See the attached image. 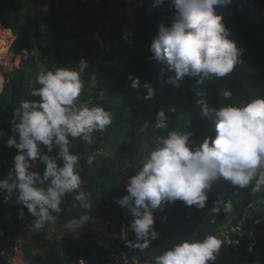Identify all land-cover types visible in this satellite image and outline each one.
<instances>
[{
  "label": "trees",
  "instance_id": "1",
  "mask_svg": "<svg viewBox=\"0 0 264 264\" xmlns=\"http://www.w3.org/2000/svg\"><path fill=\"white\" fill-rule=\"evenodd\" d=\"M52 1L39 0L38 6L30 9L36 0H0V25L16 37L15 41L8 31V45L1 53L7 57L13 45L11 53L14 58L24 52L36 54V57H31L32 65L15 69L6 77L4 90L0 93V132L14 135L13 113L20 102L39 99L30 93L41 87L36 76L42 66L53 71L58 66L77 70L81 59L86 60L89 67L81 74L85 87L78 103L101 106L112 113L113 119L103 132L92 134V144L81 138H70L71 152L80 156L76 170L83 183L79 191L88 194L91 207L83 208L75 199L77 193L66 194L60 211L51 213L55 221L45 223L42 235L25 234L30 237V249L25 251L26 264H78L80 258L93 264L105 261L125 264L121 255L105 260L108 251L97 242L67 232L66 225L72 220L94 217L125 225L126 219L120 215L123 208L116 201L127 195L125 186L128 179L142 166L157 137L174 130L190 132V147L199 146L207 137L214 138V114L202 115L200 99L206 100L209 108L264 99V0H231L230 4L215 8L230 33L228 38L242 50L231 74L221 79L205 80L203 84H198L197 78L185 77L176 85L167 82L174 73L167 72L165 65L150 59V45L158 35L159 25L170 26L175 17L172 0H164L158 7H153L154 0H132L129 5L121 6V12L110 28L102 18V11L107 10L105 0H72L71 8L64 10L61 17L41 11ZM61 1L58 0L59 3ZM33 10L36 14L30 18L29 12ZM129 33L128 39L122 38ZM97 34L112 49L111 53L88 54L85 39H92ZM89 45L93 46L94 42L91 40ZM36 60L42 66L38 67L34 63ZM11 68V64L0 67L6 70L4 72ZM129 77L139 78L138 89L131 87ZM145 83L155 91L150 100L144 99L147 94ZM223 89L232 92L230 99L220 96ZM160 110L168 118L166 129L155 127ZM54 149L58 152L57 148ZM16 154L15 148H9L6 142L0 141V179L8 174ZM90 155L95 156L91 165L87 163ZM37 162L42 175L45 166ZM253 184L239 188L220 178L207 193L208 200L203 209L188 207L182 201L165 204L164 211L154 213V227L159 238L147 247H143L144 242L136 237L128 239L124 248L126 255L131 262L138 260L140 264H155L157 256L183 240H202L208 235L219 238L222 225L228 223L232 212L231 224H235L247 210V229L256 232L259 227L255 223L264 220V190L253 192ZM10 195L0 191V227L6 231L8 239L23 230V227L16 229L9 222L15 212ZM218 200L230 201L231 211L223 212L221 205L219 213L212 212ZM24 210L27 214V209ZM258 238L260 249L254 255H241L240 264H255L258 254V264H264V232ZM41 244L48 250L40 248Z\"/></svg>",
  "mask_w": 264,
  "mask_h": 264
},
{
  "label": "clouds",
  "instance_id": "2",
  "mask_svg": "<svg viewBox=\"0 0 264 264\" xmlns=\"http://www.w3.org/2000/svg\"><path fill=\"white\" fill-rule=\"evenodd\" d=\"M163 3L164 0H154L153 7ZM172 3L176 10L173 21L170 26L159 25L158 35L150 45V59L174 73L167 82L176 85L189 77L203 84L205 80L231 74L242 50L228 38L230 33L223 17L215 12L216 6L228 5L231 0H172ZM129 35L122 38L128 39ZM88 67L84 59L77 70L58 66L53 71L42 66L36 76L41 87L30 93L39 99L21 101L13 113L14 135L7 138L6 146L15 148L17 154L8 174L0 179V190L15 194L22 206L20 214L26 208L34 217L36 229L55 221L51 213L60 211L62 198L68 193H77L75 199L83 208L91 207L88 194L79 191L83 183L76 170L80 156L71 152L70 138L94 143L92 134L103 132L111 125L113 116L101 106L78 103L85 87L81 74ZM129 79L133 89L140 87L138 77ZM144 88L147 90L144 99H152L154 89L147 83ZM220 96L228 100L232 92L223 89ZM198 103L202 115L214 114V138L207 137L199 146L190 147V132L174 130L157 137L142 166L128 179L127 195L116 201L128 210L132 217L128 229L138 241L144 242L143 247L159 238L154 227L155 211L176 201L203 209L207 193L220 178L239 188H247L254 181L253 192L264 190V99L213 108L204 99ZM167 120L160 110L155 127L166 129ZM43 148L47 153L54 148L58 152L49 155ZM94 160L95 156L90 155L87 163L91 165ZM37 161L45 166L42 175L32 170ZM221 205L223 212L231 211L230 201L218 200L212 212L219 213ZM121 234L126 238L127 229L122 228ZM221 245L222 241L213 235L202 240H183L157 256L155 264H210ZM78 264L86 261L80 260Z\"/></svg>",
  "mask_w": 264,
  "mask_h": 264
},
{
  "label": "built area",
  "instance_id": "3",
  "mask_svg": "<svg viewBox=\"0 0 264 264\" xmlns=\"http://www.w3.org/2000/svg\"><path fill=\"white\" fill-rule=\"evenodd\" d=\"M9 31V30H8ZM8 31L0 25V67L11 64L12 58L10 52L12 46H10L7 57H5L1 51L4 46L8 45ZM43 151L49 155H56V150L53 149L51 153H47V149L43 148ZM165 205H163L164 211ZM121 217L126 219V224H114L111 221L104 222L100 218H94L91 221L85 222V219H76L69 222L65 230L77 237H83L91 231L97 236L92 239L93 242H97L105 251H108L106 259L111 257L122 256L125 264H140L138 260L131 262L125 253V245L128 239L136 237L135 233L128 229L132 217L128 213L126 208L121 210ZM248 211L246 210L243 216L236 221L235 224H229L225 229L222 228V232L219 234V239L222 241L221 248L216 253V259L210 264H240V257L243 254L254 255L258 249L259 235L264 232V220L255 223V226L259 227L257 231H251L247 229ZM34 217L27 213L23 230L20 235H16L11 239H8L6 231L0 227V264H26L25 247L26 242L23 237L27 233H36L39 229L34 226ZM122 228L127 229L126 238L122 237ZM104 240L101 241L100 239ZM80 260L86 261V264H93L85 258ZM78 261V262H79ZM97 264H111L108 261L97 262Z\"/></svg>",
  "mask_w": 264,
  "mask_h": 264
},
{
  "label": "rangeland",
  "instance_id": "4",
  "mask_svg": "<svg viewBox=\"0 0 264 264\" xmlns=\"http://www.w3.org/2000/svg\"><path fill=\"white\" fill-rule=\"evenodd\" d=\"M38 1L39 0H36V3H32L30 6V9L37 7ZM105 1H106L107 10L102 11V18L108 24V28H110L113 26L114 21L116 20L118 14L121 12V6L129 5L130 3H132V0H105ZM61 2L62 3H59L58 0H53L52 2H49L45 6H43L41 8V11L46 15H54V16L61 17L62 12L64 10L71 8L72 0H62ZM35 14H36L35 10L30 11L29 17L34 18ZM85 40L88 43V45L86 46V51L88 52V54H92V53L108 54V53L112 52V49L106 44L105 40L103 38H101V36L98 34L95 35L92 39L87 38ZM91 40L94 42L93 46L89 45ZM11 57H12V63H11L12 68L7 73H12L15 69H20V68H24L28 65H32L33 62H32L31 57H36V54L34 53V54L30 55L29 53L24 52L21 56H19L17 58H14L13 54H11ZM18 60H19V62H18ZM34 63H36V65L38 67L42 66V64L38 60H36V62H34ZM4 71H6V70L0 69V75L6 73ZM19 209H21V208H19ZM16 210H18V208ZM233 218H234V213L232 212L230 215V219H229L228 223H225L224 225L227 227L231 223ZM90 219H92V218H89V220ZM10 221H11L10 222L11 225L13 223L14 225H16L18 227L17 229H22V227H24L25 221H24L22 215L20 214V212L18 215H16ZM224 225H222V227ZM45 228H46V226L44 224V226L42 228H40L38 230V232H36V234L42 235L45 231ZM21 232H20V234H21ZM87 232L88 233L86 235H84L83 238L87 239L88 241L93 242L94 240H92V239H94V238L96 239L97 236L95 234H93L91 231H87ZM23 239L26 242L25 249L29 248V240H30L29 235L28 236L24 235ZM100 240L103 241L104 239L101 238ZM31 248L33 249V244L31 246ZM40 248L48 250V248L44 244H41ZM96 260H97V258H96Z\"/></svg>",
  "mask_w": 264,
  "mask_h": 264
},
{
  "label": "crops",
  "instance_id": "5",
  "mask_svg": "<svg viewBox=\"0 0 264 264\" xmlns=\"http://www.w3.org/2000/svg\"><path fill=\"white\" fill-rule=\"evenodd\" d=\"M8 31V30H7ZM9 32H11V31H9ZM11 34H12V37L16 40V37H14V35H13V33L11 32ZM11 53V52H10ZM12 54V53H11ZM11 54H10V57H11ZM12 58V57H11ZM8 72V71H7ZM4 73L3 75H2V78H3V82H2V85L0 86V93L1 92H3V90H4V87H5V83H6V77L8 76V74H10V73ZM14 72V71H13ZM12 72V73H13ZM1 115V114H0ZM0 133H2L3 135L2 136H0V141H2V142H6V140H7V138L8 137H10L11 135H9L7 132H5V131H1ZM33 171H37V172H39V163L38 162H35L34 163V165H33V169H32ZM1 191V190H0ZM10 201H11V203L15 206V212H14V214L10 217V219H9V222H11L10 220H12L16 215H18L19 214V212H20V209L19 208H21V206L18 204V201L16 200V198H15V194H12L11 193V195H10ZM18 208V210H16ZM22 217H23V219H24V221H25V218H26V212H25V210L23 209V215H22ZM94 218H99V217H94ZM93 218V219H94ZM92 219H90V221H91ZM12 226L14 227L15 226V228L17 229L18 227L16 226V225H14L13 223H12ZM222 228H226V226L224 225ZM18 235V234H17Z\"/></svg>",
  "mask_w": 264,
  "mask_h": 264
},
{
  "label": "water",
  "instance_id": "6",
  "mask_svg": "<svg viewBox=\"0 0 264 264\" xmlns=\"http://www.w3.org/2000/svg\"><path fill=\"white\" fill-rule=\"evenodd\" d=\"M16 41V40H15ZM15 43V42H14ZM13 46V45H12ZM260 249V245H259V248H258V250ZM259 253V252H258ZM259 260H260V254H258V257H257V261H256V263L255 264H258V262H259Z\"/></svg>",
  "mask_w": 264,
  "mask_h": 264
}]
</instances>
